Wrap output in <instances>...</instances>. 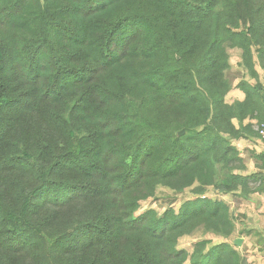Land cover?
<instances>
[{"label":"trees","instance_id":"trees-1","mask_svg":"<svg viewBox=\"0 0 264 264\" xmlns=\"http://www.w3.org/2000/svg\"><path fill=\"white\" fill-rule=\"evenodd\" d=\"M263 126L264 0H0V264H249L203 196L264 193ZM160 187L198 197L138 214Z\"/></svg>","mask_w":264,"mask_h":264},{"label":"rangeland","instance_id":"rangeland-1","mask_svg":"<svg viewBox=\"0 0 264 264\" xmlns=\"http://www.w3.org/2000/svg\"><path fill=\"white\" fill-rule=\"evenodd\" d=\"M228 53L230 69L227 72V77L233 86L237 85L241 80L254 83L242 66L241 51L229 49ZM258 71L262 75V71ZM243 97V94L233 87L226 101L233 103L237 100H242ZM234 123L236 126H239L237 122ZM234 144L240 150L247 166L243 174H256L259 179H264V137L237 140L234 141ZM219 183L218 180L217 185ZM197 197L194 188L182 193H176L167 188L160 187L157 190L155 198L141 203V210L138 214L145 210H155L158 215H162L167 209H174L176 212H179L183 205L193 201ZM203 197L223 200L230 205L231 217L236 225V233L229 240L234 242L238 238L244 239L242 247H237L243 256H246L247 259L251 258L252 255L254 257L258 255L264 256V193L253 194L248 197L240 192L223 194L218 191L216 186L206 189L205 196ZM205 239L212 241L211 246L226 240L219 234L201 229L193 235L183 237L179 242V247L192 252L193 245Z\"/></svg>","mask_w":264,"mask_h":264},{"label":"crops","instance_id":"crops-1","mask_svg":"<svg viewBox=\"0 0 264 264\" xmlns=\"http://www.w3.org/2000/svg\"><path fill=\"white\" fill-rule=\"evenodd\" d=\"M247 253H248V251H247ZM248 263L249 264H264V256L263 255H258L257 257H254L252 255L251 258L248 259Z\"/></svg>","mask_w":264,"mask_h":264},{"label":"water","instance_id":"water-1","mask_svg":"<svg viewBox=\"0 0 264 264\" xmlns=\"http://www.w3.org/2000/svg\"><path fill=\"white\" fill-rule=\"evenodd\" d=\"M182 134H184V131H182V132L180 133V135H182ZM243 242H244L243 239L238 238V239H235V240H234V245H235V247L240 248V247H242Z\"/></svg>","mask_w":264,"mask_h":264},{"label":"built area","instance_id":"built-area-1","mask_svg":"<svg viewBox=\"0 0 264 264\" xmlns=\"http://www.w3.org/2000/svg\"><path fill=\"white\" fill-rule=\"evenodd\" d=\"M260 134L262 137H264V126L262 127L261 131H260Z\"/></svg>","mask_w":264,"mask_h":264}]
</instances>
